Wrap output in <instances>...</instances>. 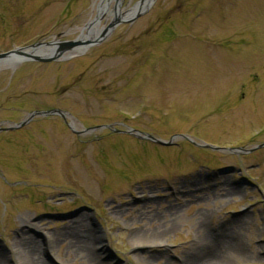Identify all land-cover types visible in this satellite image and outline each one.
I'll return each instance as SVG.
<instances>
[{"label":"rangeland","instance_id":"obj_1","mask_svg":"<svg viewBox=\"0 0 264 264\" xmlns=\"http://www.w3.org/2000/svg\"><path fill=\"white\" fill-rule=\"evenodd\" d=\"M99 2L0 0V53L83 48L0 64V122L25 123L0 132V264H31L21 238L45 264H192L207 246L264 264V0H152L82 44Z\"/></svg>","mask_w":264,"mask_h":264},{"label":"water","instance_id":"obj_2","mask_svg":"<svg viewBox=\"0 0 264 264\" xmlns=\"http://www.w3.org/2000/svg\"><path fill=\"white\" fill-rule=\"evenodd\" d=\"M152 0H148L147 4L145 0H139L136 5L141 6L138 10H136L134 13H132L130 16L126 17H121L120 15V0H115V5H114V16L113 19L111 20V23L102 29L99 38H97L95 42H101L102 39L106 37V35L119 23L121 22H127L131 23L133 22L136 18L139 17L140 14L143 13L144 8L151 2ZM104 13V12H103ZM102 13H100L99 17L97 16L96 19H101L102 18ZM51 43H35L30 46L26 47H19L15 48L9 52L6 53H0V64H7L10 61L13 62V65L11 67H15L18 63L29 61V62H38V63H50L57 61L60 58L64 57V54L67 52L71 51L74 49L78 43L75 41H67V42H62L59 43L56 46H50ZM47 47V48H45ZM49 114H59L62 116V114L57 111V110H52L48 112H34L31 113L30 116H47ZM25 125V123H20V124H14L5 128H1L0 131H9V130H14L17 129L21 126ZM107 126L103 127H96V128H105ZM95 129V128H93ZM136 137L141 138V139H148L154 143H157L159 145H170L171 141H161L159 139H156L155 137L146 134V133H141L134 131ZM179 137H184V136H179ZM221 151H228V149H217Z\"/></svg>","mask_w":264,"mask_h":264},{"label":"bare ground","instance_id":"obj_3","mask_svg":"<svg viewBox=\"0 0 264 264\" xmlns=\"http://www.w3.org/2000/svg\"><path fill=\"white\" fill-rule=\"evenodd\" d=\"M146 4L148 2V0H145ZM111 3H114L115 5V0H100L99 4L97 5V14L96 16L91 19L83 28L81 35L79 36V40H81L82 44H91V42L95 41L97 38H99L100 36V31H102V28L105 27H100L99 24V19H96V17L100 15V13H102V17L104 15H111V18L113 19L114 16V10H110L109 9V5ZM141 6L139 5H135L132 8L128 9L127 11H120V15L121 17H126V16H130L132 13H134L136 10H138ZM104 12V13H103ZM111 20V19H110ZM47 48V47H45ZM83 50V48L81 47H75L73 49V51L68 52V56H72L75 55L79 52H81ZM2 66H12L13 62H9L7 64H1ZM236 223H232L230 225V229H232V231L230 230V233H232V237H235V234H233V231L235 232L236 229ZM237 234V233H236ZM231 237V236H230ZM233 239V238H232ZM238 239V240H237ZM235 244H228L230 245V247H232L233 250H235L234 254L237 252H239V254H243V252H241L237 247L236 242H239V238H237L236 235V239L234 240ZM139 243H142V240H136L134 241V245H139ZM18 244H19V250H18V254L19 256H27V258L29 259L31 264H45L40 257L38 256V247L34 246L31 247L29 246V242H27V240H25L24 238H21L18 240ZM211 245V244H210ZM199 252L195 254V261L192 264H226L227 262H229V259L234 256V255H229L228 252H225L224 255L220 254L219 251L217 252L215 249L211 248V246H207L202 250H198ZM235 257V256H234Z\"/></svg>","mask_w":264,"mask_h":264},{"label":"flooded vegetation","instance_id":"obj_4","mask_svg":"<svg viewBox=\"0 0 264 264\" xmlns=\"http://www.w3.org/2000/svg\"><path fill=\"white\" fill-rule=\"evenodd\" d=\"M100 22V21H99ZM100 24V23H99ZM103 29V28H102ZM100 33H101V31H100ZM62 42H64V41H59V40H54V39H52L51 41H48V42H44V41H39V42H35V43H51V47L52 46H56V45H58L59 43H62ZM34 44V43H33ZM31 45V44H30ZM27 46H29V45H27ZM76 55V54H75ZM66 57H68V55L67 54H64V58H66ZM64 58H60V59H58L57 61H61L62 59H64ZM56 61V62H57ZM59 110L61 113H62V115L64 116L66 113H65V111H62V110H60V109H57V108H52V109H44V110H32V111H30L28 114H31V113H33V112H36V111H50V110ZM57 117H59V118H62L61 116H59V115H56ZM5 124H7V125H9V124H16V123H13V122H7V121H4V122H0V128L1 127H3ZM6 125V126H7Z\"/></svg>","mask_w":264,"mask_h":264}]
</instances>
